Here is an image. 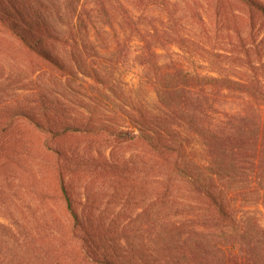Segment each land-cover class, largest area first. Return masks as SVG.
I'll use <instances>...</instances> for the list:
<instances>
[{
    "label": "trees",
    "instance_id": "obj_1",
    "mask_svg": "<svg viewBox=\"0 0 264 264\" xmlns=\"http://www.w3.org/2000/svg\"><path fill=\"white\" fill-rule=\"evenodd\" d=\"M210 5L223 10L232 25L235 18L244 20L250 35L264 32V0H211ZM0 32L38 63L71 75L52 50L58 34L43 0H0ZM234 32L242 41L239 24ZM147 43L143 53L159 57ZM183 76L179 73L180 81ZM188 77L187 82L155 86L160 112L138 111L131 119L132 135L117 132L136 142L131 159L115 151L108 157L94 156L92 150H53V189L39 201L48 215L31 209L30 194H0V264H264V226L236 200L242 189L237 182L243 180L264 203V118L259 116L260 143L249 161L242 151L247 148L239 145L246 138L247 110L229 112L227 130L209 129L206 84H197L195 73ZM32 113L23 108L16 115L49 133L59 130L54 121ZM188 137L197 138L200 146H191ZM33 186L22 182L18 188ZM36 190L37 199L44 185ZM142 195L151 198L140 221L147 245L135 241L132 223L123 220L131 200ZM117 202L122 208L115 211ZM156 207L159 211L153 212Z\"/></svg>",
    "mask_w": 264,
    "mask_h": 264
},
{
    "label": "rangeland",
    "instance_id": "obj_2",
    "mask_svg": "<svg viewBox=\"0 0 264 264\" xmlns=\"http://www.w3.org/2000/svg\"><path fill=\"white\" fill-rule=\"evenodd\" d=\"M43 1L58 34L51 41L52 50L72 73L38 63L0 32V118L9 117L0 122V194H30L31 209L48 215L39 201L53 189L49 169L53 150H92L94 156L101 152L108 157L115 151L131 159L137 154L136 142L124 136L132 135L131 119L138 111L160 112L155 86L187 82L194 73L199 76L197 84H206L209 129L227 130L229 112L249 113L246 138L239 145L247 148L243 156L252 160L255 143H260L256 140L259 116L264 118V32L250 35L241 18L232 25L223 10L210 5L211 0ZM238 24L242 41L234 32ZM177 31L188 36L180 37ZM146 40L159 57L143 53L149 47ZM179 73L185 77L182 81ZM20 108L31 109L40 120L49 118L59 130L49 133L31 124L16 115ZM187 140L200 146L197 138ZM22 182L34 186L19 189ZM237 183L242 187L237 204L255 213L264 226V203L256 188L243 180ZM43 185L44 192L36 199V186ZM144 197L131 200L130 214L123 220L132 223L135 241L147 245L140 221L151 198ZM119 202L115 211L122 208Z\"/></svg>",
    "mask_w": 264,
    "mask_h": 264
}]
</instances>
